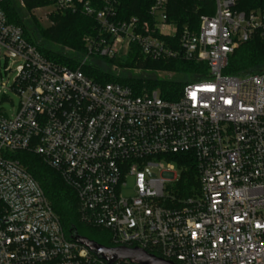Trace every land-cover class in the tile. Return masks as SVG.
<instances>
[{
  "label": "built area",
  "instance_id": "1",
  "mask_svg": "<svg viewBox=\"0 0 264 264\" xmlns=\"http://www.w3.org/2000/svg\"><path fill=\"white\" fill-rule=\"evenodd\" d=\"M48 1L96 21L81 65L123 58L136 45L152 61L205 63L207 75L174 102L100 85L43 58L0 0V63L19 97L12 117L0 114V264H108L66 239L37 182L10 157L18 151L61 176L80 221L107 231L113 247L173 264H264V73L223 74L239 45L264 40V13L238 11L237 0H200L213 2V14L200 18L196 34L183 30L174 47L167 0H149L150 21H118L122 0L99 9ZM176 154L192 156L198 180L197 194L182 200L165 186L178 178L167 159Z\"/></svg>",
  "mask_w": 264,
  "mask_h": 264
},
{
  "label": "trees",
  "instance_id": "2",
  "mask_svg": "<svg viewBox=\"0 0 264 264\" xmlns=\"http://www.w3.org/2000/svg\"><path fill=\"white\" fill-rule=\"evenodd\" d=\"M99 9L104 0H83ZM21 5L23 7H21ZM50 5L48 0H4L3 9L8 21L19 26L23 36L34 45L39 54L49 62L68 69H78L93 82L100 85L118 83L132 90L135 95L157 92L166 102H174L183 87L199 81L207 75V65L186 61L180 57L168 60L152 61L143 57L136 45H131L123 58L92 57L83 65L81 61L86 54L85 39L97 36L98 25L93 17L80 11H57L51 14L52 25L42 28L33 17L35 8ZM149 0H122L117 8L118 21L137 18L150 21ZM236 9L243 12L259 11L264 13V0H237ZM214 4L200 0H167V19L176 28V35L171 43L177 47V41L183 30L196 34L202 16L212 15ZM169 42V38H163ZM108 63L110 67L140 71L133 75L124 73L120 76L101 70L89 63ZM157 73L171 74V77H159ZM264 73V40L253 37L239 45L228 57L223 74L244 77L251 74ZM22 168L37 182L53 213L58 218L66 239L76 233L101 246L113 248L107 231L89 227L80 221L77 199L74 191L62 180L61 176L47 167L33 153L18 151L10 154ZM175 165L178 178L169 187L168 194L182 200L197 194L198 180L194 160L190 154H176L167 157Z\"/></svg>",
  "mask_w": 264,
  "mask_h": 264
},
{
  "label": "rangeland",
  "instance_id": "3",
  "mask_svg": "<svg viewBox=\"0 0 264 264\" xmlns=\"http://www.w3.org/2000/svg\"><path fill=\"white\" fill-rule=\"evenodd\" d=\"M21 7H23L21 5ZM56 11L53 10L51 5H44L38 8H35L32 12L33 17L36 19L37 23L42 27V28H48L52 25V22L50 20V15L55 13ZM172 33L173 29H169L168 33ZM91 61V59H89ZM95 62V60L91 61ZM96 65L99 67L101 70L106 71L108 73L115 74L116 76H120L121 74L124 73H132L133 75L141 74L140 71H135L131 70V72H128V69L125 68H116L114 69L113 67H110L108 63H89ZM9 66V63L7 64V67ZM4 62L3 60L0 63V87L2 86L3 89H0V114L10 118L13 116L15 111L18 108L19 105V97L16 93L12 92L9 90V87L11 86L12 83V78H13V72H4ZM13 68V67H11ZM159 77H171V74L167 73H157ZM2 91L4 92V95H2ZM129 184H131V180H129ZM174 184V182H169L167 183L166 189L167 193L169 191V187H171Z\"/></svg>",
  "mask_w": 264,
  "mask_h": 264
},
{
  "label": "water",
  "instance_id": "4",
  "mask_svg": "<svg viewBox=\"0 0 264 264\" xmlns=\"http://www.w3.org/2000/svg\"><path fill=\"white\" fill-rule=\"evenodd\" d=\"M71 241L85 247L95 257L108 264H113L114 262L121 260H127L132 264H173L165 262L137 248L104 247L85 237L79 236L76 233L71 237Z\"/></svg>",
  "mask_w": 264,
  "mask_h": 264
}]
</instances>
